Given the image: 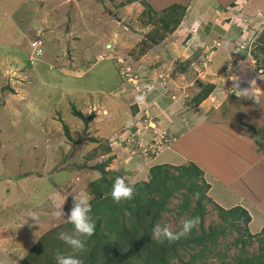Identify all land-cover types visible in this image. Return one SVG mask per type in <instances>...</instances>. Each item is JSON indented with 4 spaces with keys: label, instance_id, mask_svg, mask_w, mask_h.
Masks as SVG:
<instances>
[{
    "label": "rangeland",
    "instance_id": "1",
    "mask_svg": "<svg viewBox=\"0 0 264 264\" xmlns=\"http://www.w3.org/2000/svg\"><path fill=\"white\" fill-rule=\"evenodd\" d=\"M126 2L0 0V262L3 264H18L19 255L24 256L41 235L67 222L74 195L83 192L91 202L94 198L91 183L101 174L90 168L112 157V151L117 159L105 167L111 172L107 178L112 186L117 177L124 178L126 183L145 181L154 165L170 162L186 165H180L182 159L197 166L199 161L205 167L201 156L205 153L212 160L211 168H205L214 173L218 148L213 150L212 140L202 143L197 139L199 128L190 130L195 122L188 119L189 113L199 112L200 118L201 112H205L204 116L225 114L226 103L232 99L237 107L244 106L245 101L255 105L264 89L263 83H259L262 81H257L264 50H257L259 46L243 50L244 45L252 42L249 38L237 40L238 50L219 68L212 69L215 64L211 62L212 46L207 47L209 52L204 61L188 65L191 35L186 36L185 29L192 30L191 39H195L192 44L200 46L207 44L204 39L215 33L210 26L219 22V18L214 20L207 0ZM144 2L152 9L153 24L147 25L149 11ZM184 2L186 12L177 27L178 35L164 33L158 24L162 7ZM198 15L201 24L197 22ZM261 26L255 27L260 30ZM35 41L40 42L41 54L31 64L28 60L33 54L31 43ZM234 72L248 79L235 81ZM211 86L212 91L197 111L198 105L192 99ZM245 90L251 96L238 97ZM137 95H144L145 102L138 104ZM72 106L86 117L94 115L87 127L72 115ZM129 117L134 124L125 127ZM179 123L183 124L180 137ZM63 125L69 130L70 141ZM117 136L124 138V143L108 146ZM255 137L259 138L256 134ZM106 148L112 151L105 153ZM137 164L143 166L142 173H138ZM170 172L178 174L174 169ZM201 183L197 181V185ZM225 190L215 186L209 197L223 206L229 205L230 200L236 201ZM184 193L185 190L175 192L160 215L159 224L173 232L180 230L182 218H189L197 199L196 195L188 194L190 209L180 213ZM203 204L205 230L227 226L225 234L218 237L217 245H207L209 248L203 252L201 247L178 249L183 262L195 253L201 254L194 259L195 264L233 263L236 256L245 258L259 253V236L264 227H258L264 220L260 214L252 224L248 222L245 226L243 220H237L238 227H232L231 218L223 220L213 202L204 200ZM61 208L65 216L52 215ZM89 215L94 223V216ZM246 227L252 238L244 233ZM63 232L73 235L74 229ZM171 264L181 263L174 258Z\"/></svg>",
    "mask_w": 264,
    "mask_h": 264
},
{
    "label": "trees",
    "instance_id": "2",
    "mask_svg": "<svg viewBox=\"0 0 264 264\" xmlns=\"http://www.w3.org/2000/svg\"><path fill=\"white\" fill-rule=\"evenodd\" d=\"M137 0H127L126 4H131ZM148 8L147 25L153 24V16L150 14L152 9L150 5L144 2ZM162 17L158 18L159 29L164 33L176 34L177 27L180 25L186 9L183 5L175 3L162 10ZM144 13V12H142ZM206 91L196 95L192 100L198 105L204 101L213 89V86L207 87ZM136 109L133 115L136 113ZM73 116L80 119L87 127L94 115L84 116L82 111L71 107ZM64 134L71 140L69 130L63 125ZM108 143V146L112 144ZM95 142V140H91ZM106 148L105 151H109ZM110 158L100 164L92 166L91 170H97L101 176L98 180L91 183V194L94 198L91 200V212L95 221V233L85 241V250L83 252L75 251L61 241L59 233L65 229H74L68 222L49 230L41 235L37 241L29 248L24 258L18 264H56L55 254L57 250L65 255H73L82 260L83 264H171V260L177 258L181 264H195L194 259L201 254H194L190 260L183 262L180 258V248L197 247L208 249L207 245H217L218 237L225 234L226 227H209L205 230L203 226V217L205 208L203 201H211L207 192L210 186L202 180V170L192 162L182 166L154 165L149 169L147 180L130 183L134 185V197L131 200L115 203L111 198L112 182L107 178L108 172L105 167L110 163ZM170 169H174L178 174H173ZM197 181H202L197 185ZM185 190L184 200L180 206L181 212H187L190 209L188 194L196 195L195 206L190 209L189 218L199 216L200 224L193 229L188 237H182L174 243L167 241L158 243L152 239V228L159 223L160 215L165 210V206L175 192ZM220 212L223 220L227 216L231 218L229 223L235 226L237 220H243L245 226L250 222V216L246 210L241 207L223 209L214 204ZM197 229V230H196ZM244 233L252 238L247 227ZM259 253L250 257L236 256L233 263L221 261L219 264H264V227L259 236ZM241 250H244V241H241ZM191 244L194 245L191 247ZM205 264V263H201Z\"/></svg>",
    "mask_w": 264,
    "mask_h": 264
},
{
    "label": "crops",
    "instance_id": "3",
    "mask_svg": "<svg viewBox=\"0 0 264 264\" xmlns=\"http://www.w3.org/2000/svg\"><path fill=\"white\" fill-rule=\"evenodd\" d=\"M207 1L209 2V6L213 9L212 16L214 20L217 19L216 21H218L219 18V22L214 23V26H210L214 29L215 33L213 35L211 34V37L208 39H204L207 44L201 45L200 43V46L198 44H192V42H195V39H191L192 30L188 31L185 29L184 33L186 36L189 37L191 35L187 46L189 49L187 55L190 57V59L187 58L189 61L188 65L192 66V64H197L199 61H204L203 58H205L206 53L209 52H206L207 47L212 46V51H210L212 55L211 62L214 61L215 64L212 63L214 66L210 65V67L212 66V69L219 68V64L227 62L228 59L232 57V52L234 53L235 50H238L236 49V41L239 39L244 41L249 38V41H252L248 42L249 45H244L243 50L249 48L251 51L252 47L255 48L257 46L260 47L257 50H264V0ZM185 3L186 2L181 3V5L185 7ZM165 7H162V9ZM155 9L157 8L155 7ZM197 20V22L201 24L199 15ZM260 24H262L261 29L259 30L258 28L257 30L255 26H259ZM178 32L179 30L177 29L176 34L173 35H178ZM209 41L213 42L210 43ZM255 43L257 45H254ZM15 50L16 49H14L13 52H15ZM193 53L196 54L191 58ZM4 54L8 56L7 53ZM14 57L17 56L15 55ZM254 62H256V59H254ZM258 67L260 68V70H258L259 73L261 70H264V61H262ZM232 76L235 81H242V79L245 80V78L248 79V77L236 75V72H234ZM257 81H262L259 83H263L264 85V78L258 77ZM246 100L250 102V99ZM95 104L96 103L93 102V105ZM200 104L195 107L198 109L197 111L201 109ZM236 105L237 102L235 99L230 100L229 103H226L228 111L225 114L220 113L217 116H214V113L204 116L205 112H201L203 118H200L199 112H192L193 114L189 113L191 117L188 119L194 121L195 124L200 123L197 125L194 124L192 126L193 128L188 127L187 131L189 132L190 130L199 128L197 130V139L202 143H209V141L212 140V144H214L213 150L218 148L217 160H214L213 165L214 173H210L205 168H211L210 165L212 164V160H210L211 157H207V153L201 154V156H204L205 167L197 161L198 167L203 172L202 178L210 186L207 192L208 197L215 186H217V188L222 187L223 190L224 188L227 189L225 190L226 194L230 192L231 195L237 198L236 201L230 200L232 202L229 205L223 206L218 203L216 204V202L210 197L209 198L214 204L220 205V207L225 210L234 207L245 209L250 216V224H252L256 215L258 216V214H260L264 218V89H261L260 96L255 105L252 102L246 103V101L244 106L241 105L237 107ZM232 119L233 121H231ZM185 123L184 121V124ZM182 125L183 124H180L177 129L178 132H180L178 137L183 135L182 131H180ZM189 128L191 129L189 130ZM255 134L258 135L259 138L255 137ZM200 141L196 142L198 146ZM173 145H177V139H175ZM226 145L229 146L223 149ZM105 150V153H110L112 151V149H109V151ZM111 155H113L109 157L111 161L117 159L114 157V151L111 152ZM197 158H199L198 152ZM188 162L189 161H186L184 163L182 159L180 165L188 164ZM169 165L179 166V164L174 165L172 162H170ZM204 172L211 175L205 174ZM261 222L262 223L258 225L260 228L264 226V220Z\"/></svg>",
    "mask_w": 264,
    "mask_h": 264
},
{
    "label": "clouds",
    "instance_id": "4",
    "mask_svg": "<svg viewBox=\"0 0 264 264\" xmlns=\"http://www.w3.org/2000/svg\"><path fill=\"white\" fill-rule=\"evenodd\" d=\"M260 77L264 78V70H261ZM249 91L245 90L244 94L238 97H250L248 94ZM135 100L138 104H142L145 102L144 95H137ZM105 115H108L105 112ZM134 124V120L129 117L128 120L125 121V127H131ZM114 146L113 142L110 145ZM138 173L143 172V166L141 164L136 165ZM134 185L130 183H126L124 178L117 177L113 183L111 190V198L112 200L119 204L124 200H131L134 197ZM91 204L88 196L81 192L79 195H74L73 207L70 211V214L67 216V222L73 225L74 234L69 235L65 232L59 233V239L63 241L66 245H68L73 251L83 252L85 250V241L80 239V237H84L85 240L90 238L95 233V224L92 222L89 213L91 212ZM53 216L59 218L61 216H65L63 208L56 210L52 213ZM27 223V221L25 222ZM200 224V217H192V218H182L180 224V230L177 232H173L170 230L168 226H161V224L157 223L152 228V239L158 243H164L167 241L169 244L174 243L180 238L190 234L193 229L197 228ZM21 259L24 256L19 255ZM56 264H83L82 260L73 255H65L57 250L55 254ZM3 264V262H0Z\"/></svg>",
    "mask_w": 264,
    "mask_h": 264
},
{
    "label": "built area",
    "instance_id": "5",
    "mask_svg": "<svg viewBox=\"0 0 264 264\" xmlns=\"http://www.w3.org/2000/svg\"><path fill=\"white\" fill-rule=\"evenodd\" d=\"M39 46H40V42L35 41V42L31 43V47L33 49V54L30 56V58L28 60L29 63L33 64L35 62V58L40 56L41 49H39ZM149 125L151 126V124H149ZM132 136H133V134H132ZM162 138H163V136H162ZM124 141H125L124 138L117 136V138H115V140L113 141V144H122V143H124ZM154 142L156 143L155 139H154ZM150 146H153V143ZM144 152H147V150H144Z\"/></svg>",
    "mask_w": 264,
    "mask_h": 264
},
{
    "label": "water",
    "instance_id": "6",
    "mask_svg": "<svg viewBox=\"0 0 264 264\" xmlns=\"http://www.w3.org/2000/svg\"><path fill=\"white\" fill-rule=\"evenodd\" d=\"M118 21H120V19L119 18H116ZM123 25H125V26H127L128 28H130V25H128V24H125V23H122Z\"/></svg>",
    "mask_w": 264,
    "mask_h": 264
}]
</instances>
